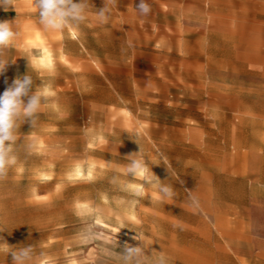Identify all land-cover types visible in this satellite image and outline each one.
Returning a JSON list of instances; mask_svg holds the SVG:
<instances>
[{
  "label": "rangeland",
  "instance_id": "374dc122",
  "mask_svg": "<svg viewBox=\"0 0 264 264\" xmlns=\"http://www.w3.org/2000/svg\"><path fill=\"white\" fill-rule=\"evenodd\" d=\"M114 6L107 24L73 27L86 36L75 49H61L76 44L70 27L31 18L5 53L15 63L0 95L28 71L48 95L0 180V264H12L8 245H33V264H120L114 253L137 235L168 264H264V0H169L170 17L148 20ZM139 146L174 199L121 190L142 183L125 169ZM77 203L95 216H78ZM96 217L100 237L82 243Z\"/></svg>",
  "mask_w": 264,
  "mask_h": 264
},
{
  "label": "clouds",
  "instance_id": "9594fccd",
  "mask_svg": "<svg viewBox=\"0 0 264 264\" xmlns=\"http://www.w3.org/2000/svg\"><path fill=\"white\" fill-rule=\"evenodd\" d=\"M15 4L16 0H0V8H3L4 11L14 10ZM114 4L115 0H104V6L96 11L95 16L101 25L109 22ZM34 7L38 12L39 24L49 31L62 32L68 27H78L88 19V0H79V2H74V0H34ZM136 10L139 15L147 16L151 12V5L147 3V0H140L139 4L136 5ZM14 23L15 21L0 20V75L6 72L10 63H15L5 59L6 51L12 47L14 40L19 35L14 29ZM27 60L29 66L35 70V60ZM46 66L51 67L50 60ZM47 95L46 90L42 91L41 87L35 86V81L29 71L22 76H17L0 95V180H3L7 176L8 169L17 163L13 146L17 141L18 130L25 122H28L31 127L36 125L42 100L46 99ZM33 146L30 145L29 147ZM126 158L129 159V163L125 166L126 175L132 177L131 180L138 179L142 183L127 182L120 184L117 177H114L111 183L120 184L122 191H128L136 198L145 195V186L156 189L157 195L155 198L159 202L172 200L176 197L177 193L174 186L164 183L165 180L162 181L153 173L149 161L142 155L141 148L139 152L132 153ZM79 171L78 167V174ZM88 175L91 178V170H89ZM187 192L190 199L195 203V198L191 196L193 191ZM136 202L134 199L130 203L134 205ZM75 209L76 214L81 217H90L96 214V210L89 204L77 203ZM100 225L101 219L99 217H96L91 223H86L80 232L81 242L88 243L98 239L100 233L96 229ZM120 230H112L116 233V244H118L117 234ZM133 239L140 241L141 244L132 246L125 243L121 251L114 253L120 264H168V259L163 252L159 256H151L145 250L147 247L146 241L140 239L139 235L133 237ZM105 242L111 243V237H105ZM8 247L7 255L11 254L12 264H33L36 256L33 245L15 248L8 245ZM3 248L4 245L0 244V250H3ZM109 254L112 255L113 253L109 252Z\"/></svg>",
  "mask_w": 264,
  "mask_h": 264
},
{
  "label": "crops",
  "instance_id": "0c3cea01",
  "mask_svg": "<svg viewBox=\"0 0 264 264\" xmlns=\"http://www.w3.org/2000/svg\"><path fill=\"white\" fill-rule=\"evenodd\" d=\"M75 2H79V0H74ZM169 0H147V3L151 5V12L147 16H141L136 10V5L139 4L140 0H115V3H120L126 6L128 9L127 11H122L125 16L135 17L138 19H156V18H166L170 17V12L163 10V2ZM101 3L104 4V0H88L89 9H88V16L91 18L96 17L95 13L98 9H100ZM115 7V6H114ZM37 10L34 7V0H16L15 9H9L8 11H4L3 8H0V20H7V21H15L14 29L17 30L19 28L21 22L25 19L31 18H39L37 17ZM71 30H75L79 34L84 36V41L86 40V36L84 31L81 29H75L73 27L69 28V32ZM69 32L67 33L69 35ZM105 34V33H104ZM105 35H110L111 42L116 40L115 32H108ZM76 40V44L71 45L69 48L67 46H61V49L64 51H68L70 49H75V46L78 45ZM48 49L46 45H44ZM43 47V48H44ZM73 47V48H72ZM46 64V63H45ZM99 67V65L97 64ZM89 67V66H88ZM98 76H100L98 74Z\"/></svg>",
  "mask_w": 264,
  "mask_h": 264
},
{
  "label": "bare ground",
  "instance_id": "6f19581e",
  "mask_svg": "<svg viewBox=\"0 0 264 264\" xmlns=\"http://www.w3.org/2000/svg\"><path fill=\"white\" fill-rule=\"evenodd\" d=\"M70 35H71L72 38L76 39L77 41H79L81 43H84L83 39L81 38V36L76 31L72 30ZM47 57H50V52H49V50L46 47H44L43 51L41 53V58H42L43 61H45V60L48 59Z\"/></svg>",
  "mask_w": 264,
  "mask_h": 264
}]
</instances>
